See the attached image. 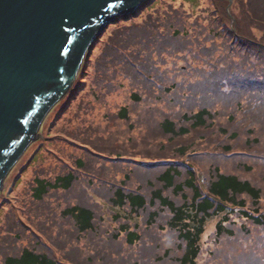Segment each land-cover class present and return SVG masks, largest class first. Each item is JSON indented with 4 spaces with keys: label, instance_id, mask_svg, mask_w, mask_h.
<instances>
[{
    "label": "trees",
    "instance_id": "trees-1",
    "mask_svg": "<svg viewBox=\"0 0 264 264\" xmlns=\"http://www.w3.org/2000/svg\"><path fill=\"white\" fill-rule=\"evenodd\" d=\"M185 2L103 26L53 107L71 155L4 206L0 264H264V0Z\"/></svg>",
    "mask_w": 264,
    "mask_h": 264
},
{
    "label": "water",
    "instance_id": "water-1",
    "mask_svg": "<svg viewBox=\"0 0 264 264\" xmlns=\"http://www.w3.org/2000/svg\"><path fill=\"white\" fill-rule=\"evenodd\" d=\"M145 0H0V191L104 25Z\"/></svg>",
    "mask_w": 264,
    "mask_h": 264
},
{
    "label": "rangeland",
    "instance_id": "rangeland-1",
    "mask_svg": "<svg viewBox=\"0 0 264 264\" xmlns=\"http://www.w3.org/2000/svg\"><path fill=\"white\" fill-rule=\"evenodd\" d=\"M167 1L168 2L175 1V3H180L181 0H167ZM203 2L204 0H186L185 3L193 4L195 8V12H197L198 6L200 4L203 5ZM91 95H92V91L85 96V101H92L93 98ZM114 99L115 98H112V100ZM116 101L120 105L122 102L121 97L116 99ZM115 103L111 105L107 110L102 109L100 113H105L106 111L108 112L116 111L117 110L116 107L115 108L112 107L115 106ZM73 108H75L74 102H71L68 105L59 104L55 108H53L52 112L48 113V115L42 122L36 140L34 139L33 140L34 142L31 145L30 144L28 145L29 148L23 153L21 158L12 168V171L10 172L9 177L6 180L4 187L6 186L5 187L6 191L8 189H11L15 180L17 181V183L20 184L18 185V188L16 190L17 192L15 193L10 192L9 195L7 192V198L12 201L11 202L12 204L7 205L3 203V201L0 199V213L2 220L4 219V214L2 212L4 211L5 205L6 208H8V209L5 208L4 212L6 213V212H10L11 206H15V209H17L19 207L18 204H22L21 202L22 200L24 205L28 203L30 204L32 201V192H30V189L34 179L36 177H41V176L54 178L55 175L53 176V172L55 168L58 167L59 170V166H61L58 162L57 157L61 156L64 158V156L67 157L68 155H71L70 151L73 150L71 145L73 144L71 142L67 143L66 139L63 136H60L59 135L60 133L58 132L64 133L68 131L70 133H74V131H76V125L74 124L72 125L64 122L66 113H69V110L70 109L73 110ZM92 113L93 112H87L85 116L91 117ZM96 121L100 125L101 122L99 121V119H96ZM97 123H95L94 125H97ZM53 129L58 134H54ZM92 136L96 140H99L100 138H103L104 140L107 139V134H102L99 132L94 133ZM88 141L91 140L88 138ZM59 148H61V151H59L60 150ZM16 197L18 198L20 197L22 199L20 201L17 200L16 202ZM14 202L16 203V205L14 204ZM219 220L220 217L210 221L208 223V230H212L216 222H218Z\"/></svg>",
    "mask_w": 264,
    "mask_h": 264
},
{
    "label": "clouds",
    "instance_id": "clouds-1",
    "mask_svg": "<svg viewBox=\"0 0 264 264\" xmlns=\"http://www.w3.org/2000/svg\"><path fill=\"white\" fill-rule=\"evenodd\" d=\"M86 56H87V55H86ZM83 62H84V61H83ZM82 64H83V63H82ZM81 66H82V65H81ZM80 68H81V67H80ZM79 71H80V70H79ZM78 74H79V72H78ZM77 76H78V75H77ZM76 78H77V77H76ZM76 78H75V80H76ZM74 82H75V81H74ZM72 84H73V83H72ZM71 86H72V85H71ZM64 96H65V95H64ZM64 96H63V97H64ZM51 110H52V109H51ZM51 110H50V111H51ZM47 115H48V114H47ZM45 118H46V117H45ZM43 121H44V120H43ZM41 124H42V123H41ZM40 126H41V125H40ZM39 129H40V127H39ZM39 129H38V133H37V135H36V137H35V140H36V138L38 137ZM33 142H34V141H33ZM33 142H32V143H33ZM32 143H31V144H32ZM31 144H30V145H31ZM28 148H29V147H28ZM28 148H27V149H28ZM27 149H26V150H27ZM26 150H25V151H26ZM25 151H24V152H25ZM22 155H23V154H22ZM20 158H21V157H20ZM16 163H17V162H16Z\"/></svg>",
    "mask_w": 264,
    "mask_h": 264
}]
</instances>
